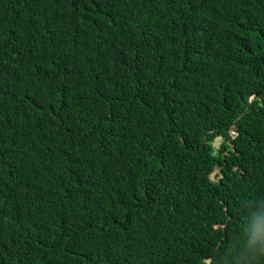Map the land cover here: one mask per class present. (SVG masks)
I'll return each mask as SVG.
<instances>
[{"label": "trees", "instance_id": "trees-1", "mask_svg": "<svg viewBox=\"0 0 264 264\" xmlns=\"http://www.w3.org/2000/svg\"><path fill=\"white\" fill-rule=\"evenodd\" d=\"M0 264H264V0H0Z\"/></svg>", "mask_w": 264, "mask_h": 264}, {"label": "rangeland", "instance_id": "rangeland-1", "mask_svg": "<svg viewBox=\"0 0 264 264\" xmlns=\"http://www.w3.org/2000/svg\"><path fill=\"white\" fill-rule=\"evenodd\" d=\"M223 140L219 141V140H215L213 143V146L216 148V150H218L220 148V145L222 143ZM218 173H220V169H216L212 174L211 177L213 179H217L218 178Z\"/></svg>", "mask_w": 264, "mask_h": 264}, {"label": "water", "instance_id": "water-1", "mask_svg": "<svg viewBox=\"0 0 264 264\" xmlns=\"http://www.w3.org/2000/svg\"><path fill=\"white\" fill-rule=\"evenodd\" d=\"M237 121V120H236ZM234 126H235V123L233 124ZM217 140H219V141H221V140H223V138L222 137H217L216 138ZM216 149V148H215ZM216 152H214V154H215Z\"/></svg>", "mask_w": 264, "mask_h": 264}, {"label": "clouds", "instance_id": "clouds-1", "mask_svg": "<svg viewBox=\"0 0 264 264\" xmlns=\"http://www.w3.org/2000/svg\"><path fill=\"white\" fill-rule=\"evenodd\" d=\"M233 132H234V131H232V135H233ZM235 133H236V132H235ZM236 135H237V133H236ZM236 135H233V137H235Z\"/></svg>", "mask_w": 264, "mask_h": 264}, {"label": "built area", "instance_id": "built-area-1", "mask_svg": "<svg viewBox=\"0 0 264 264\" xmlns=\"http://www.w3.org/2000/svg\"><path fill=\"white\" fill-rule=\"evenodd\" d=\"M233 135H236V133H235V132H233Z\"/></svg>", "mask_w": 264, "mask_h": 264}]
</instances>
